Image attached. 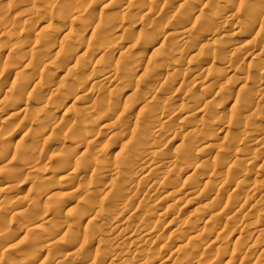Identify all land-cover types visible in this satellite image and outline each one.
Here are the masks:
<instances>
[{
    "label": "rangeland",
    "instance_id": "1",
    "mask_svg": "<svg viewBox=\"0 0 264 264\" xmlns=\"http://www.w3.org/2000/svg\"><path fill=\"white\" fill-rule=\"evenodd\" d=\"M93 1L87 0L77 13L78 16L72 14L69 17L71 0H0V33L3 29H9L3 36L0 34V72L4 71L1 72L3 74L0 73V92L3 90L6 93L5 107H2L3 110L0 108V143L3 142L0 144V183L6 175L13 179L8 182L10 192L0 195V255L2 253L1 256L7 257V264H78L79 258V261L90 262L88 264H264V234H254L264 232V134H261V131L264 132V97H261L264 96V90L262 92L260 89L264 86V32L241 19L245 17V12L237 6L236 0H175L172 3L170 0ZM130 4L136 6L129 7ZM177 5L182 9L175 7ZM29 6H35L34 12H38H33V18L23 14ZM125 6L130 8L127 13H123ZM40 14H44V17ZM201 16L204 18L198 22V17ZM100 18L112 22L111 28L117 31L115 38L104 37V40L100 32L94 30V24ZM210 21L214 24L212 29L208 23ZM235 22L240 23L238 28L232 27ZM56 27H62L63 32L59 35L53 33ZM184 27L189 29L184 38L186 46L180 43L178 35L173 34ZM142 32L144 38L139 39ZM76 34H81L84 41L78 40ZM157 41L149 56L140 58L134 55L137 49L148 47ZM48 49L52 53L50 55L48 52V57H56L43 60ZM57 50L62 54L55 55ZM183 50L186 52L182 57L179 53ZM82 51L87 53L84 59L75 60V56ZM164 51L167 55H162ZM213 51L218 52V59L211 57ZM63 54L69 58H64ZM14 63L25 68H20L22 70L18 73L13 70L11 72L15 67L11 64ZM136 64L140 67L136 68ZM165 66L168 69H164ZM99 68L116 73L117 83L110 85L104 79H93ZM134 70H137L136 73ZM167 70H174L173 76H169ZM54 71H59L63 76L65 73L66 77L57 87L48 85L45 93L32 91L29 99L26 93L31 85L42 82V78L44 82L49 81L46 77ZM194 72L199 74L198 78H192ZM242 77L246 82L244 79L239 80ZM26 81L29 87L23 90ZM230 81L234 83L230 84ZM19 86L23 92L18 90ZM223 86H230L232 96L219 98L217 94ZM87 88H92V92L84 103L72 102V94H82ZM1 99L2 93L0 101ZM142 100L148 105L139 111ZM234 101L239 104L240 109L232 108ZM109 102H114L113 109H107L106 104ZM91 105L95 109L85 110ZM176 108L181 111L175 113L177 117L173 115ZM24 109L27 110L24 112ZM161 109L170 111L171 116L168 114L160 117L156 112ZM45 110L56 111V118L43 123L45 129L42 135L28 134L26 129L29 125L35 127L36 120ZM105 115L108 117L105 118ZM165 118L167 119L164 120ZM200 118L217 121L220 125L217 123V128L211 130L202 125ZM167 120L171 122L168 121V124ZM49 123L55 127L63 123L64 127H68L64 128L62 124L58 127L59 130H52ZM202 126L204 129L200 128ZM154 128L160 131H154ZM254 128L258 130L252 136ZM85 131L89 135L81 140L80 134H85ZM204 136L208 137L202 140ZM247 136L249 139H246ZM49 137L50 143L46 141ZM137 137L148 146L143 144L140 147L142 143ZM257 140L263 145H257L254 142ZM198 146L207 147L210 151L202 152L193 162L186 159L188 150L199 148ZM145 147H152L154 155L146 158L148 164H139L144 156L140 158L143 153L138 150L143 151ZM175 151L178 152L177 155ZM72 152L75 153L71 154ZM252 157L255 162L251 161ZM166 158L169 162L172 160V167H165L166 171L163 166L158 177L156 176L158 179L155 175L153 177L154 173L148 169H153V165L160 169L162 160ZM180 161L186 163L181 164ZM24 163L33 164L27 168ZM97 166L102 170L100 173L104 172L103 178H93L91 172ZM115 170L117 175L110 176V171ZM150 171L152 174L147 176ZM197 177L202 178L200 185L195 188L196 191L193 189V192L188 193L187 190L192 188L189 184H193ZM237 179L242 181L238 183ZM118 184L122 187L117 186ZM75 189L77 193L72 192ZM38 193L42 195L38 199L34 198ZM232 195L234 198L229 197ZM180 196L181 200L176 202ZM209 201L218 203L213 205ZM58 202H65L64 207H55ZM124 204L127 208L123 207ZM26 210L33 211L34 214L19 217V212ZM42 211L46 213L43 214ZM43 216L47 218V222L43 228H39L36 224ZM91 216L94 222L91 220L89 223ZM59 222H68L72 228L68 226L57 229ZM118 232L120 233L117 234ZM130 233L135 234L134 240ZM128 234L131 236V243L121 240ZM23 236L25 239L17 243V239ZM51 237L56 246L52 247L54 250L51 248L48 251L42 246ZM143 241H147V244ZM72 244H79L81 248H72ZM16 245L18 252L14 254L9 248ZM69 252L73 253L72 257L63 256ZM180 252L182 255H179Z\"/></svg>",
    "mask_w": 264,
    "mask_h": 264
},
{
    "label": "bare ground",
    "instance_id": "2",
    "mask_svg": "<svg viewBox=\"0 0 264 264\" xmlns=\"http://www.w3.org/2000/svg\"><path fill=\"white\" fill-rule=\"evenodd\" d=\"M34 1H35V0H34ZM92 1H93V0H92ZM114 1H115V0H114ZM188 1H189V0H188ZM93 2H94V1H93ZM110 2H111V0H110ZM151 2H152V1H151ZM164 2H165V1H164ZM167 2H168V1H167ZM170 2H171V3H172V2H175V0H170ZM184 2H185V0H184ZM184 2H182L183 5H184ZM191 2H192V0H191ZM228 2H229V1H228ZM69 3L71 4V2H69ZM69 3H68V4H69ZM89 3H90V2H89ZM131 3H132V2H131ZM153 3H155V2H153ZM27 4H28V3H27ZM43 4H44V3H43ZM66 4H67V3H66ZM136 4H137V3H136ZM136 4L133 5V6H136ZM196 4H197V3H196ZM223 4H224V3H223ZM89 5H90V4H89ZM142 5H143V4H142ZM180 5H181V4H180ZM183 5H182V6H183ZM115 6H116V5H115ZM131 6H132V5L130 4L129 7H131ZM133 6H132V7H133ZM137 6H138V5H137ZM140 6H141V5H140ZM162 6H163V5H162ZM86 7H87V6H86ZM129 7H128V6H125V8L123 9V13H127V12L129 11V9H130ZM142 7H143V6H142ZM175 7H179V8L182 9V7L179 6V5H177V6H175ZM34 8H35V6H34V7H33V6L26 7V9L24 10V13H23V14H24L25 16H28V17L30 16V17H32V15L36 12V11L34 12ZM148 8H149V7H148ZM153 8H154V7H153ZM183 8H184V7H183ZM40 9H41V8H40ZM174 9H175V8H174ZM36 10H38L37 7H36ZM42 10H43V9H42ZM38 11H39V10H38ZM84 11H85V10H84ZM240 11H241V10H240ZM33 12H34V13H33ZM40 12H42V11H40ZM121 12H122V11H121ZM141 12H142V11H141ZM152 12H153V11H152ZM237 12H238V11H237ZM37 13H38V12H37ZM37 13H35V14H37ZM144 13H145V12H144ZM81 14H83V11H82ZM85 14H86V13H85ZM85 14H84V15H85ZM159 14H160V13H159ZM219 14H220V13H219ZM237 14H238V13H237ZM14 15H15V14H14ZM40 15H41V14H40ZM42 15H43V17H44V14H42ZM42 15H41V16H42ZM76 15H77V14H75V16H76ZM238 15H239V14H238ZM33 16L35 17V15H33ZM37 16H38V15H37ZM37 16H36V18H38ZM77 16H78V15H77ZM143 16H144V14H143ZM215 16H216V15H215ZM16 17H17V16H16ZM69 17H72V15L69 16ZM235 17H237V15H236ZM238 17H239V16H238ZM18 18H19V17H18ZM32 18H33V17H32ZM39 18H40V17H39ZM98 18H99V17H98ZM239 18H241V15H240ZM40 19H41V18H40ZM80 19H81V18H80ZM211 19H212V18H211ZM211 19H210V20H211ZM215 19H216V18H215ZM241 19H242V18H241ZM1 20H2V19H1ZM74 20H75V19H74ZM219 20H220V19H219ZM219 20H218V21H219ZM239 20H240V19H239ZM8 21H9V20H8ZM38 21H40V20H38ZM77 21H78V20H77ZM216 21H217V20H216ZM236 21H238V20H236ZM243 21H244V20H243ZM16 22H17V21H16ZM87 22H88V21H87ZM228 22H229V21H228ZM238 22H241V21H238ZM238 22H235V23L233 24L232 27H234V28L237 27L238 24H240V23H238ZM110 23H112V22H111V21L108 22V21H106V20L100 18V19L97 20L96 24H94V25H95L94 30L100 32V34L103 36V38H104V37L115 38V37H116V33H115V32H117V31H116V30L114 31V30L111 28ZM208 23L211 24V25L208 24V25H210V28H211V29L214 28V24H212L211 21L208 22ZM220 23H221V21H220ZM242 23H243V22H241V24H242ZM28 24H29V23H28ZM218 24H219V23H218ZM218 24H217V25H218ZM24 25H25V24H24ZM204 25H205V24H204ZM208 25H207V26H208ZM19 26H20V25H19ZM25 26H27V25H25ZM219 26H220V25H219ZM219 26H218V27H219ZM117 27H119V26H117ZM172 27H173V26H172ZM215 27H216V26H215ZM222 27H224V26H222ZM3 28H5V26H4ZM19 28H20V27H19ZM71 28H72V27H71ZM115 28H116V27H115ZM210 28L208 27V29H210ZM219 28H220V27H219ZM237 28H238V27H237ZM27 29H28V28H27ZM62 29H63L62 27H58V28L56 27V29H55V31H53V33L56 32V34L58 33V35H59V33L62 31ZM154 29H155V28H154ZM174 29H175V28H174ZM211 29H210V30H211ZM215 29H216V28H215ZM220 29H221V28H220ZM220 29H218V32H219ZM222 29H223V28H222ZM224 29H225V28H224ZM258 29L261 31V29H260L259 27H258ZM22 30H23V29H22ZM53 30H54V29H53ZM68 30H69V29H68ZM72 30H73V29H72ZM85 30H86V29H85ZM171 30H172V29H171ZM187 30H189V29H187L186 27H184V28H179L177 32H173V34H175L176 36L178 35V37H179L178 39L181 41L180 43H182L184 46H186V42H187V41H185L186 39L184 40V38H185V34H186V32H188ZM210 30H208V33H210V32H209ZM16 31H17V30H16ZM28 31H30V30H28ZM45 31H46V30H45ZM51 31H52V30H51ZM212 31L214 32V30H212ZM212 31H211V34H214V33H212ZM8 32H9V29L6 28L5 30H4V29L1 30V33H0V34H2V36H3L4 34H6V33H8ZM62 32H63V31H62ZM65 32H66V31H65ZM189 32H190V31H189ZM44 33H45V32H44ZM53 33H52V35H53ZM66 33H67V32H66ZM70 33H71V30H70ZM73 33H75V31H74ZM76 33H77V32H76ZM56 34H55V35H56ZM52 35H51V36H52ZM72 35H75V34H72ZM98 35H99V33H98ZM165 35H167V34H165ZM261 35H262V33H261ZM0 36H1V35H0ZM14 36H15V35H14ZM51 36H50L49 38H51ZM65 36H66V35H65ZM208 36H209V35H208ZM223 36H224V35H223ZM53 37H55V36H53ZM76 37H77L78 40H81V42H82V40L84 41V38H82V35H81V34H76ZM210 37H211V36H210ZM260 37H261V36H260ZM263 37H264V36H263ZM49 38H48V39H49ZM66 38H67V37H66ZM152 38H154V37H152ZM218 38H220V37H218ZM255 38H256V37H255ZM261 38H262V37H261ZM51 39L54 40L53 38H51ZM51 39H50V40H51ZM99 39H100V38H99ZM178 39H176V40H178ZM220 39H221V38H220ZM96 40H97V39H96ZM96 40H95V41H96ZM104 40H105V38H104ZM108 40H109V39H108ZM151 40H152V39H151ZM179 40H178V41H179ZM99 41H100V40H99ZM152 41H153V40H152ZM178 41H177V42H178ZM222 41H223V40H222ZM78 42H79V41H78ZM78 42H77V43H78ZM218 42H219V40H218ZM59 43H60V42H59ZM59 43H58V44H59ZM161 43H162V42H161ZM231 43H232V42H231ZM78 44L80 45V43H78ZM91 44H92V43H91ZM233 44H234V43H233ZM217 45H219V44H217ZM226 45L228 46L229 44H226ZM30 46H31V45H30ZM92 46H93V44H92ZM100 46H101V45H100ZM180 46H182V45H180ZM243 46H244V45H243ZM31 47H33V46H31ZM52 47H53V46H52ZM59 47H60V46H59ZM64 47H65V46H64ZM81 47H82V46H81ZM157 47L159 48L160 45H158ZM192 47H193V46H192ZM219 47H220V46H219ZM35 48H36V47H35ZM39 48H40V47H39ZM87 48H88V46H87ZM89 48H90V47H89ZM182 48H183V47H182ZM260 48H261V47H260ZM263 48H264V47H263ZM187 49H188V48H187ZM85 50H86V49H85ZM85 50H84V51H85ZM99 50H100V49H99ZM235 50H236V49H235ZM237 50H238V49H237ZM237 50H236V51H237ZM37 51H38V50H37ZM84 51L80 52V54L78 53V55L75 56L76 59H75V58H74V59H75V60L82 59V58L84 59L85 55H87V53H85L86 51H85V52H84ZM155 51H156V50H155ZM187 51H188V50H187ZM261 51H262V50H261ZM48 52L50 53V50H49V49L47 50V52L44 53L45 55L43 56V60H46L47 58L52 57V56L48 57V55H49ZM61 52H62V50H61ZM69 52H70V50H69ZM76 52H77V51H76ZM78 52H79V51H78ZM174 52H175V51H174ZM185 52H186V51L183 50V51H181V52L179 53V55H180V56H182L183 54L185 55ZM237 52H238V51H237ZM70 53H71V52H70ZM70 53H69V54H70ZM73 53H74V52H73ZM35 54H36V53H35ZM46 54H47V55H46ZM60 54H62V53H60ZM60 54H59V51H58V50H57V52L55 53V55H60ZM66 54L68 55V53H66ZM66 54H63V56L65 55L64 58L67 59V57H68L69 55L66 57ZM171 54H173V52H172ZM175 54H177V53H175ZM175 54H174V55H175ZM186 54H187V53H186ZM195 54H196V53H194V55H195ZM260 54H261V53H260ZM50 55H52V53H50ZM73 55H74V54H73ZM184 55H183V56H184ZM211 55H212V56H211L212 58H213V57H214V58H217V57L219 56L218 52H216V51H215V52L213 51V52L211 53ZM234 55H235V54H234ZM255 55H257V54H255ZM46 56H47V57H46ZM71 56H72V53H71ZM153 56H154V55H153ZM183 56H182V57H183ZM195 56H196V55H195ZM195 56H192V57H195ZM230 56H231V55H230ZM232 56H233V55H232ZM257 56H259V53H258ZM53 57H56V56H53ZM53 57H52V58H53ZM58 57H59V56H58ZM69 57H70V56H69ZM69 57H68V58H69ZM253 57H254V55H253ZM18 58H20V57H18ZM40 58H41V57H40ZM44 58H46V59H44ZM178 58H179V56H178ZM218 58H219V57H218ZM218 58H217V59H218ZM223 58H224V57H223ZM7 59H8V58H7ZM53 59H54V58H53ZM83 59H82V60H83ZM258 59H259V58H258ZM11 60H12V59H11ZM41 60H42V58H41L39 61H41ZM64 60H65V59H64ZM64 60H63V61H64ZM135 60H136V59H135ZM205 60H206V59H205ZM227 60H228V59H227ZM19 61H20V60H19ZM19 61H18V62H19ZM36 61H37V60H36ZM49 61H50V60H49ZM65 61H66V60H65ZM69 61H70V59H69ZM78 61H79V60H78ZM78 61H76V62H78ZM80 61H81V60H80ZM217 61H218V60H217ZM5 62H6V61H5ZM15 62H16V61H15ZM18 62H17V64H18ZM42 62H43V61H42ZM60 62H61V61H60ZM66 62H67V61H66ZM74 62H75V61H74ZM139 62H140V61H139ZM211 62H212V61H211ZM226 62H228V61H226ZM226 62H225V63H226ZM12 63H13V62H12ZM21 63H22V62H21ZM21 63H20V65H21ZM40 63H41V62H39V64H40ZM46 63H47V62H46ZM142 63H143V62H142ZM189 63H190V62H189ZM27 64H28V63H27ZM65 64H66V63H65ZM138 64H139V63H138ZM138 64H136V68H138V66H139ZM193 64H194V63H193ZM231 64H232V62H231ZM11 65H15V63H14V64H11ZM31 65H32V63H31ZM37 65H38V64H37ZM63 65H64V64H63ZM210 65H211V64H210ZM27 66H29V65H27ZM133 66H134V65H133ZM168 66H169V65H168ZM174 66H175V64H174ZM212 66H213V65H212ZM226 66H227V65H226ZM10 67H11V66H10ZM12 67H13V66H12ZM22 67H23V66H22ZM22 67H21V66H16V65H15V67H14L13 69H11V72H12V70H13L14 73H15V72L18 73V71L22 70V69H20V68H22ZM33 67H34V65H33ZM42 67H43V66H42ZM139 67H140V66H139ZM170 67H171V66H170ZM213 67H214V66H213ZM222 67H223V66H222ZM250 67H251V66H250ZM8 68H9V67H8ZM23 68H25V67H23ZM30 68H31V67H30ZM36 68H37V67H36ZM43 68H44V67H43ZM136 68H135V69H136ZM171 68H172V67H171ZM225 68H226V67H225ZM227 68H228V67H227ZM230 68L232 69L231 66H230ZM124 69H125V68H124ZM141 69H142V68H141ZM164 69H168V68L165 66ZM172 69H174V68H172ZM193 69H194V68H193ZM251 69H252V67H251ZM36 70H37V69H36ZM68 70H69V69H68ZM207 70H208V69H207ZM209 70H210V69H209ZM212 70H213V69H212ZM227 70H228V69H227ZM227 70H226V71H227ZM135 71H137V70H134V72H135ZM199 71H200V70H199ZM199 71H198V73H199ZM201 71H202V70H201ZM201 71H200V72H201ZM1 72H4V71H1ZM1 72H0V73H1ZM95 72H96V71H95ZM167 72H169V76H173V74H174V70H167ZM212 72H213V71H212ZM8 73H10V72H8ZM68 73H69V71H68ZM135 73H136V72H135ZM205 73H206V72H205ZM259 73H260V72H259ZM261 73H262V72H261ZM1 74H3V73H1ZM1 74H0V75H1ZM10 74H11V73H10ZM10 74H9V75H10ZM129 74L131 75V73H129ZM192 74H193V73H192ZM199 74H200V73H199ZM199 74H195V72H194V75L192 76V78H193V79L198 78V77H199ZM208 74H209V73H208ZM9 75H8V76H9ZM13 75H14V74H13ZM25 75H26V74H25ZM35 75H36V74H35ZM46 75H47V74H46ZM65 75H66V74L64 73V76H63L62 74L59 73V71L50 72V74L48 75V77H46L47 79L49 78V79H48L49 81L46 82V80H45V82H44V81H43L44 78H42V82H41V81H38V82H36V83L34 82V83L31 85V89L28 90L27 93H26L27 97L30 99V97H31L32 94H33L32 91H35V90H39V91L42 92V93L47 92V90H46L47 88H46V87H47L48 85H50V86H54V87H55L57 84H59V83H60V82L66 77ZM130 75H129V76H130ZM132 75H133V74H132ZM137 75H138V74H137ZM4 76H5V74H4ZM21 76H22V75H21ZM209 76H210V74H209ZM231 76H232V75H231ZM234 76H235V75H234ZM232 77H233V76H232ZM232 77H231V78H232ZM5 78H6V77H5ZM117 78H118V77H117ZM3 79H4V77H3ZM93 79H96V81H97V79H102V80L104 79L108 84H110V83L112 84L113 82H114V83H117V81H118V80L116 81V73H114L112 70H108V69H107V70H102V69H100V68L97 70V73H94V77H93ZM169 79H170V78H169ZM177 79H178V78H177ZM202 79H203V78H202ZM234 79H235V78H234ZM240 79H244V78L242 77V78H239V80H240ZM38 80H39V78H38ZM171 80H172V79H171ZM232 80H233V78H232ZM244 80H245V79H244ZM244 80H243V81H244ZM98 81H99V80H98ZM175 81H176V79H175ZM188 81H189V80H188ZM196 81H197V80H196ZM236 81H238V80H235V82H236ZM22 82H24V81H22ZM26 82H27V81H26ZM43 82H44V83H43ZM94 82H95V81H94ZM244 82H246V80H245ZM262 82H264V81H262ZM17 83H18V82H17ZM92 83H93V82H92ZM181 83H182V82H181ZM228 83H229V82H228ZM231 83H232V82L230 81V84H231ZM233 83H234V82H233ZM233 83H232V84H233ZM111 84H110V85H111ZM3 85H4V84H3ZM19 85H20V84H19ZM91 85H92V84H91ZM114 85H115V84H114ZM160 85H161V84H160ZM205 85H206V84H205ZM16 86H17V85H16ZM93 86H94V85H93ZM162 86H163V85H162ZM21 87H22V86H21ZM27 87H29L28 82L24 84V86H23L22 89H23V90H24V89H27ZM56 87H57V86H56ZM231 87H232V86H231ZM14 88H15V87H14ZM58 88H59V87H58ZM72 88H73V87H72ZM111 88H112V87H111ZM130 88H131V86H130ZM130 88H129V89H130ZM152 89H153V88H152ZM230 89H231L230 86H229V87H224V86H223L222 88H220V91L218 92L217 95H219V98H220V97H221V98H224V97H230V96H232V91H231ZM260 89H261V91L263 92V90H264V86H263V88H260ZM260 89H259V91H260ZM16 90H17V89H16ZM18 90H20V86L18 87ZM23 90H20V91L23 92ZM100 90H101V88H100ZM8 91H9V90H8ZM20 91H19V93H20ZM48 91H49V90H48ZM51 91H52V90H50V92H51ZM207 91H208V90H207ZM237 91H238V90H237ZM257 91H258V90H257ZM261 91H260V92H261ZM10 92H11V91H10ZM91 92H92V88H87L84 92H82V94H79V95H78L77 93L72 94V95H73V96H72V97H73V98H72V100H73L72 102L75 103V102L80 101L81 103H84V101L88 98V96H89V94H90ZM131 92H132V91H131ZM1 93H2V95H3V99H1V101H0V108L2 109V107H3L4 104L6 103V101H4V95H5L6 93H4L3 90H2V92H0V94H1ZM15 93H16V92H15ZM36 93H38V92H36ZM257 93H258V92H257ZM257 93H256V94H257ZM20 95H21V94H20ZM30 95H31V96H30ZM121 95H122V94H121ZM136 95H137V94H136ZM236 95H237V94H236ZM251 95H252V94H251ZM254 95H255V94H254ZM257 95H258V94H257ZM262 95H264V94H262ZM29 96H30V97H29ZM59 96H60V95H59ZM133 96H134V95H133ZM188 96H189V95H188ZM237 96H238V95H237ZM252 96H253V95H252ZM184 97H186V96H184ZM196 97H197V96H196ZM261 97H264V96H261ZM70 98H71V97H70ZM113 98H114V97H113ZM119 98H120V97H119ZM133 98H134V97H133ZM186 98H187V97H186ZM186 98H184V99H186ZM219 98H218V99H219ZM253 98H254V96H253ZM10 99H11V98H10ZM60 99H61V98H60ZM152 99H153V98H152ZM230 99H231V98H230ZM258 99H259V97H258ZM137 100H138V99H137ZM145 100H146V99H145ZM223 100H224V99H223ZM29 101H30V100H29ZM91 101H92V100H91ZM143 101H144V100H142V102H140V104H139V111L144 110V108L148 105L147 102H146V103H147V104H146V103H143ZM147 101H148V100H147ZM185 101H188V99H186ZM189 101H190V100H189ZM14 102H15V101H14ZM25 102H26V101H25ZM94 102H95V101H94ZM148 102H149V101H148ZM100 103H101V102H100ZM134 103H136V102H134ZM134 103H133V104H134ZM91 104H92V103H91ZM204 104H205V103H204ZM217 104H218V103H217ZM25 105H27V104H25ZM51 105H52V104H51ZM106 105H107V109H111V108L113 109V108L115 107L114 102H109V103L106 104ZM134 105H135V104H134ZM174 105H175V104H174ZM205 105H207V102H206ZM212 105H213V103H212ZM250 105H251V104H250ZM13 106H14V105H13ZM73 106H74V105H73ZM95 106H96V105H95ZM131 106H132V104H131ZM4 107H5V106H4ZM62 107H63V106H62ZM83 107H86V106H83ZM98 107H99V106H98ZM116 107H117V105H116ZM127 107H128V106H127ZM129 107H130V106H129ZM205 107H207V106H205ZM211 107H212V106H211ZM236 107H237V109H238V107H239V109H240L239 104L237 105L236 102L234 101V102H233V105H232V108L236 109ZM246 107H247V106H246ZM75 108H77V107H75ZM81 108H82V107H81ZM86 108H87V109H85V108H84V109H85V110H88V109H89V110H92V108H94V106L91 105V106H89V107L87 106ZM146 108H147V107H146ZM207 108H208V107H207ZM213 108H214V107H213ZM1 109H0V110H1ZM57 109H59V108H57ZM84 109H81V110L84 111ZM94 109H95V108H94ZM102 109H103V108H102ZM148 109H149V108H148ZM179 109H180V108H178V109L176 108V110H179ZM210 109H211V108H210ZM246 109H247V108H246ZM248 109H249V106H248ZM2 110H3V109H2ZM25 110H27V109H24V112H25ZM39 110H40V109H39ZM41 110H42V109H41ZM105 110H106V109H105ZM126 110H127V109H126ZM130 110H131V109H130ZM176 110L173 111L174 114H173V112L171 111L172 114H173L174 116L176 115L175 113L181 112L180 110H179V111H176ZM21 111H22V110H21ZM110 111H111V110H110ZM119 111H120V110H119ZM24 112H23V113H24ZM40 112H41V111H40ZM77 112H78V111H77ZM102 112H103V111H102ZM112 112H113V111H111V113H112ZM145 112H146V111H145ZM165 112H166L165 110H162V109H161L160 112H156V113H159V116H160V117H164L165 115L170 114V111H167V112H168V113L166 112L167 114H166ZM215 112H216V111H215ZM0 113H1V112H0ZM32 113H33V112H32ZM55 113H56V111H46V110H45L44 113H43L42 115H40L41 117L38 118V119L36 120V122H35V123H36V124H35V127H34V126H33V127H30V125H29V127L26 129V132H27L28 134H29V133H30V134H31V133H39V134L41 133V135H42V132H44V129H45V127H44L45 125H44L43 123H44L45 121H47L48 119L51 120V118H53V117L56 118ZM119 113H120V112H119ZM131 114H132V113H131ZM61 115H62V114H61ZM77 115H79V114H77ZM112 115H113V114H112ZM116 115H117V114H116ZM191 115H192V114H191ZM258 115H260V114H258ZM87 116H88V115H87ZM87 116H86V117H87ZM170 116H171V114H170ZM192 116H193V115H192ZM83 117H84V116H83ZM104 117L106 118V117H108V115H105ZM104 117H103V118H104ZM157 117H158V116H157ZM165 117H166V116H165ZM175 117H177V115H176ZM250 117H251V116H250ZM100 118H101V116H100ZM168 118H169V117H168ZM201 118H202V117H201ZM201 118H200L199 120H201ZM251 118H252V117H251ZM61 119H62V118H61ZM81 119H82V118H81ZM166 119H167V118H165L164 120H166ZM59 120H60V118H59ZM103 120H104V119H103ZM105 120H106V119H105ZM107 120H108V119H107ZM162 120H163V119H162ZM164 120H163L162 122H165ZM179 120L181 121V119H179ZM182 120H183V119H182ZM213 120H214V119H213ZM168 121H169V120H167L166 122L169 124V122H171V121H169V122H168ZM33 122H34V120H33ZM52 122H53V121H52ZM181 122H182V121H181ZM181 122H180V123H181ZM30 123H31V122H30ZM59 123H60V122H59ZM160 123H161V122H160ZM177 123H178V121H177ZM182 123H184V122H182ZM201 123H202V125L205 126L206 128H207V127H210L211 130H213L214 128H217V126H218L217 123H219V122H217V121H216V122H215V121L212 122V121H208V120H201ZM45 124H46V123H45ZM49 124H50V126H52V127H51L52 130H55V129H58V127H59L60 125H62L63 123H62V124H59V125H58V123L55 124V125H58V127L53 126L54 124L51 125L52 123H49ZM77 124H78V123H77ZM110 124H111V123H109L108 126H110ZM165 124H166V123H165ZM185 124H186V122H185ZM192 124H193V123H192ZM32 125H34V124H32ZM70 125H71V124H70ZM166 125H167V124H166ZM173 125H174V124H173ZM180 125H181V124H180ZM180 125H179V126H180ZM183 125H184V124H183ZM199 125H201V124L199 123ZM219 125H220V123H219ZM42 126H43L44 128H43ZM47 126H49V125L47 124ZM47 126H46V128H47ZM106 126H107V124H106ZM118 126H119V124H118ZM151 126H152V125H151ZM154 126L156 127V125H154ZM157 126H158V125H157ZM161 126H164V125H161ZM203 126L200 127V128H203V129H204ZM63 127H64V124H63ZM65 127H66V126H65ZM65 127H64V128H65ZM67 127H68V126H67ZM67 127H66V128H67ZM103 127H104V126H103ZM103 127H102V128H103ZM186 127H187V124H186ZM261 127H262V126H261ZM261 127H260V129H261ZM41 128H43V129H41ZM87 128H88V127H87ZM97 128H98V127H97ZM108 128H109V127H108ZM152 128H153V127H152ZM158 128L160 129V125H159ZM170 128H171V127H170ZM172 128H173V127H172ZM197 128H198V127H197ZM206 128H205V129H206ZM218 128H219V127H218ZM62 129H63V128H61V130H62ZM103 129H104V128H103ZM161 129H163V127H162ZM58 130H59V129H58ZM85 130H86V129H85ZM157 130H158V129L154 128V131H157ZM178 130H179V129H178ZM191 130H192V129H191ZM191 130H190V132H191ZM208 130H209V129H208ZM218 130H219V129H218ZM257 130H258L257 128H254V130H253V132H252V136L255 134V132H256ZM152 131H153V130H152ZM159 131H160V130H158L157 132H159ZM176 131H177V130H176ZM193 131H194V130H193ZM205 131H206V130H205ZM263 131H264V130H263ZM77 132H78V131H77ZM104 132H105V131H104ZM194 132H195V131H194ZM82 133H84V131H83ZM82 133L80 134V135H81V140H82V139L84 140L85 136H86V135H89V132H88V134H87L86 131H85V134H83V135H82ZM152 133H153V132H152ZM24 134H25V133H24ZM55 134H56V132H55ZM96 134H97V133H96ZM155 134H156V133H155ZM194 134L196 135V132H195ZM205 134H206V133H205ZM257 134H258V133H257ZM257 134H256V135H257ZM261 134H264V132L261 131ZM34 135H36V134H34ZM34 135H33V136H34ZM41 135H40V136H41ZM111 135H112V134H111ZM197 135H198V134H197ZM197 135H196V136H197ZM248 135H249V134H248ZM256 135H255V136H256ZM30 136H31V135H30ZM37 136H38V135H37ZM40 136H38V137H40ZM51 136H52V135H51ZM65 136H66V135H65ZM67 136H68V135H67ZM245 136H246V135H245ZM197 137H198V136H197ZM201 137H202V136H201ZM205 137H206V136H204V138H201V139H202V140H203V139L205 140ZM207 137H208V136H207ZM207 137H206V139H207ZM248 137H249V136H247L246 139H249ZM250 137H251V136H250ZM29 138H30V137H29ZM32 138H33V137H32ZM43 138H44V137H43ZM54 138H55V137H54ZM71 138H72V137H71ZM93 138H94V137H93ZM141 138H142V137H141ZM173 138H174V137H173ZM243 138H244V137H243ZM254 138H256V137H254ZM49 139H50V137H49V138H46V141L49 142V141H50ZM175 139H176V138H175ZM199 139H200V138H199ZM208 139H209V138H208ZM259 139H261V138H259ZM20 140H21V139H20ZM30 140H31V139H30ZM30 140H29V141H30ZM81 140H79V142H80ZM91 140H92V139H91ZM146 140H147V139H146ZM163 140H164V139H163ZM244 140H245V139H244ZM254 140H256V139H254ZM18 141H19V140H18ZM43 141H44V140H43ZM54 141H55V140H54ZM59 141H60V140H59ZM85 141H86V140H85ZM139 141H140V140H139ZM139 141H138V143H139ZM199 141H200V140H199ZM242 141H243V140H242ZM50 142H51V141H50ZM50 142H49V143H50ZM70 142H71V140H70ZM77 142H78V140H77ZM81 142H82V141H81ZM86 142H87V141H86ZM145 142L147 143V141H145ZM202 142H203V141H202ZM202 142H201V144H202ZM245 142H246V141H245ZM254 142H256L257 145H261V146L264 144V143H263L264 141L262 142V139L260 140V142H262L263 144H260V142H259L258 140H257V141H254ZM254 142H253V143H254ZM2 143H3V142H2ZM2 143H0V144H2ZM44 143H45V142H44ZM44 143H43V144H44ZM103 143H104V142H103ZM140 143H142V144L139 145L140 147H141V145L145 144V143H143L142 141H140ZM166 143H167V142H166ZM241 143H243V142H241ZM256 143H255V144H256ZM258 143H259V144H258ZM87 144H88V143H87ZM134 144H135V143H134ZM197 144H198V143H197ZM74 145H75V144H74ZM152 145H153V144H152ZM156 145H157V144H156ZM198 145H199V144H198ZM246 145H247V144H246ZM130 146H132V145H130ZM139 146H138V147H139ZM143 146H146V144L143 145ZM143 146H142V147H143ZM147 146H148V145H147ZM147 146H146V147H147ZM196 146H197V145H196ZM204 146H205V145H204ZM204 146H202V147H199V146H198L199 148H195V147L191 148L190 150H188L187 158H186V157H185V158H186V159H189V160H191V162H193V160L197 159V157L199 156V154H202V152L205 153L206 151L208 152V151L211 150V147H209L210 145H208V147H209L208 149H210V150H207V147H204ZM248 146H249V145H248ZM261 146H259V147H261ZM263 146H264V145H263ZM1 147H2V145H1ZM1 147H0V148H1ZM100 147H101V146H100ZM146 147L144 148L143 151H142V149H141V150H138L139 153H140V151L143 153V154L141 153L142 156L140 155V156H141L140 158H142L143 156H144V158H145V159H144V158L141 159V162H140V160H139V162H138L139 164H145V162H146V161H145L146 158L148 157V159H149V157L153 154V149H152V147H151V148L148 147V149H146ZM257 147H258V146H257ZM154 148H155V146H154ZM237 148H239V147H237ZM240 148H241V147H240ZM243 148H245V147H243ZM254 148H255V147H254ZM29 149H30V148H29ZM42 149H43V148H42ZM103 149H105V146H104ZM106 149H107V148H106ZM151 149H152V150H151ZM241 149H242V148H241ZM260 149H261V148H260ZM260 149H259V150H260ZM25 150H26V149H25ZM31 150H33V149H31ZM157 150H158V149H157ZM176 150H177V149H176ZM237 150H238V149H237ZM33 151H35V150H33ZM221 151H222V150H221ZM240 151H241V150H240ZM30 152H31V151H30ZM128 152H129V150H128ZM157 152H159V150H158ZM60 153H61V152H60ZM60 153H59V154H60ZM62 153H63V152H62ZM74 153H75V152H74ZM74 153L72 152L71 154H74ZM175 153H176V151H175ZM209 153H211V152H209ZM238 153H239V152H238ZM240 153H241V152H240ZM242 153H243V152H242ZM157 154H158V153H157ZM177 154H178V152L176 153V155H177ZM54 155H55V154H54ZM57 155H58V154H57ZM62 155H63V154H62ZM69 155H70V154H69ZM153 155H154V154H153ZM158 155H159V154H158ZM185 155H186V154H185ZM203 155H205V154H203ZM254 155H256V154H254ZM32 156H34V155H32ZM55 156H56V155H55ZM130 156H131V155H130ZM160 156H162V155H160ZM160 156H157V157L159 158ZM246 156H247V154H246ZM63 157H64V156H63ZM69 157H71V156H69ZM163 157H164V156H163ZM181 157H183V156H181ZM253 157H254V156H253ZM253 157H252V159H251L252 162L255 160V159H253ZM35 158H37V157H35ZM125 158H126V157H125ZM133 158H135V157H133ZM133 158H132V162H133ZM201 158H202V157H200V159H201ZM245 158H246V157H245ZM245 158H244V159H245ZM248 158L250 159V157H248ZM255 158H256V157H255ZM171 159H172V158H171ZM173 159H174V158H173ZM182 159L184 160V158H182ZM203 159H204V158H203ZM246 159H247V158H246ZM21 160H22V159H21ZM37 160H38V159H37ZM37 160H35V161H37ZM67 160H68V159H67ZM142 160H144V161H142ZM159 160H160V159H159ZM161 160H162V159H161ZM176 160H177V159H176ZM247 160H248V159H247ZM247 160H246V164H247V162H248ZM90 161H91V160H90ZM100 161H101V160H100ZM171 161H172V160H171ZM171 161L169 162L167 158H166V159H163V160H162V164L160 165V167H161L160 169H158V167H157V168L154 167V165H153V167H152L153 169H151V167H150V169H148V170H151V171L154 173V174H153V177H154V175H155V178H157V177H158L157 175H159L161 169H163V168H162L163 166H164V169H165V167H166V169L169 168V167H172V163H171ZM174 161H175V160H173V162H174ZM178 161H179V159H178ZM178 161H177V162H178ZM184 161H185V160H184ZM184 161H183V163L185 164L186 162H184ZM200 161H201V160H200ZM204 161H205V160H204ZM63 162H64V161H63ZM63 162L61 161V163H63ZM65 162H66V161H65ZM74 162H75V161H74ZM83 162H84V161H83ZM97 162H98V161H97ZM97 162H96V163H97ZM130 162H131V159H130L129 163H130ZM135 162H136V161H135ZM159 162H160V161H159ZM180 162H181V161H180ZM254 162H255V161H254ZM146 163H147V162H146ZM178 163H179V162H178ZM183 163L181 162V164H183ZM249 163H251V162H249ZM249 163H248V164H249ZM24 164H25V166L28 168V167H31V164H33V163H24ZM64 164H65V163H64ZM66 164H67V163H66ZM89 164H90V163H89ZM147 164H148V163H147ZM176 164H177V163H176ZM246 164H245V165H246ZM251 164H252V163H251ZM29 165H30V166H29ZM57 165H58V164H57ZM60 165H61V164H60ZM71 165H72V164H71ZM74 165H75V164H74ZM98 165H99V164H98ZM132 165H133V163H132ZM22 166H23V165H22ZM25 166H23V167H25ZM126 166H127V165H125V168H127ZM138 166L140 167L141 165H138ZM180 166H181V165H180ZM34 167H35V166H34ZM74 167H75V166H74ZM74 167H73V168H74ZM102 167H103V165H102ZM104 167H105V165H104ZM118 167H119V166H118ZM118 167H117V168H118ZM142 167H143V166H142ZM142 167H140V168H142ZM147 167H148V165H147ZM96 168H97V169H98V168L100 169V167H98V166H97ZM96 168H94L95 170L93 169L92 172H91V174L93 175V178H94V176L97 177V178H98V177H102V175H104V174H103L104 172L100 173V171H102V170H101V169H100V170L98 169V170L96 171ZM143 168H144V167H143ZM180 168H182V167H180ZM194 168H195V167H194ZM79 169H80V168H79ZM102 169H103V168H102ZM137 169H138V168H137ZM166 169H165V170H166ZM170 169H172V168H170ZM25 170H26V169H25ZM56 170H57V169H56ZM83 170H84V168H83ZM117 170H118V169H117ZM32 171H33V170H32ZM72 171H73V170H72ZM74 171H75V170H74ZM103 171H104V170H103ZM107 171H108V170H106V172H107ZM115 171H116V170H115ZM115 171H110L109 175H110V176H112V174L117 175V174H116L117 171H116V172H115ZM151 171H150V174H147V173H146L147 176H149V175L152 174ZM166 171H167V170H166ZM57 172H58V171H57ZM106 172H105V173H106ZM108 172H109V171H108ZM118 172H119V171H118ZM144 172H145V171H144ZM147 172H148V171H147ZM246 172H247V171H246ZM148 173H149V172H148ZM11 174H12V173H11ZM66 174H67V173H66ZM66 174H65V175H66ZM119 174H120V173H119ZM119 174H118V175H119ZM122 174H123V173H122ZM164 174H165V173H164ZM243 174H244V173H243ZM243 174H242V175H243ZM55 175H56V174H55ZM68 175H69V174H68ZM120 175H121V174H120ZM142 175H143V174H142ZM189 175H190V174H189ZM240 175H241V174H240ZM57 176H58V175H57ZM66 176H67V175H66ZM89 176H90V175H89ZM104 176H105V175H104ZM123 176H124V175H123ZM143 176H144V175H143ZM145 176H146V175H145ZM145 176H144V177H145ZM156 176H157V177H156ZM160 176H161V175H160ZM48 177H49V176H48ZM140 177H141V176H140ZM150 177H152V176H150ZM164 177H165V176H164ZM192 177H193V176H192ZM213 177H214V176H213ZM237 177H238V176H237ZM59 178H61V176H60ZM102 178H103V177H102ZM145 178H147V177H145ZM145 178H144V179H145ZM148 178H149V177H148ZM155 178H153V179H155ZM197 178H198V177H197ZM61 179H62V178H61ZM149 179H150V178H149ZM157 179H158V178H157ZM190 179H191V178H190ZM2 180H3V181H2ZM2 180H1L2 182L0 183V195H1V194H4V193L6 194L7 192H10V191H9V190H10V187H9V185H8V182H9L10 180H13V179H12V177L6 175ZM155 180H156V179H155ZM186 180H187V179H186ZM201 180H202V178H201V179L198 178V179H196V180H194V181L192 182L193 184L190 183V184H189V187H192V188H191V190L188 189L187 192H188V193H189V191L193 192V191L195 190V188H196L198 185H200L199 183L201 182ZM237 180H238V179H237ZM240 180H241V179H240ZM240 180H238V183H239ZM66 181H67V180H66ZM109 181H111V180H109ZM114 181H115V180H114ZM145 181H146V180H145ZM176 181H177V179H176ZM207 181H208V180H207ZM241 181H242V180H241ZM112 182H113V181H112ZM183 182H184V181H183ZM183 182H182V184H183ZM190 182H191V181H190ZM113 183H114V182H113ZM152 183H153V182H152ZM184 183H185V182H184ZM236 183H237V182H236ZM238 183H237V184H238ZM111 184H112V183H111ZM115 184H116V183H115ZM187 184H188V183H187ZM205 184H206V183H205ZM92 185H94V184H92ZM184 185H185V184H184ZM191 185H192V186H191ZM117 186L120 187L121 185L118 184ZM151 186H153V185H151ZM234 186H235V185H234ZM121 187H122V186H121ZM149 187H150V186H149ZM184 187H185V186H184ZM202 187H203V186H202ZM65 188H66V187H65ZM232 188H233V187H232ZM149 189H150V188H149ZM193 189H194V190H193ZM76 190H77V189L72 190V192L77 193V192H75ZM181 190H183V187H182ZM181 190H180V191H181ZM192 190H193V191H192ZM229 190H230V189H229ZM229 190L227 191V193H229ZM256 190H257V189H256ZM177 191H178V190H177ZM195 191H196V190H195ZM230 191H231V190H230ZM39 192H40V191H39ZM43 192L45 193V190H44ZM89 192H90V191H89ZM125 192H126V191H125ZM187 192H186V193H187ZM231 192H232V191H231ZM231 192H230V194H232ZM234 192H235V191H234ZM234 192H233V193H234ZM253 192H254V191H253ZM46 193H47V192H46ZM126 193H127V192H126ZM179 193H180V192H179ZM181 193H182V191H181ZM224 193H225V192H224ZM36 194H37V193H36ZM120 194H121V192H120ZM131 194H132V193H131ZM131 194H129V195H131ZM177 194H178V193H177ZM191 194H192V193H191ZM230 194H228V195H230ZM234 194H235V193H234ZM234 194H233V195H234ZM41 195H42V193H38V195L34 196V198L37 197V199H38V197L41 196ZM46 195H47V194H46ZM46 195H45V197H46ZM49 195H51V193L49 194V192H48V196H49ZM82 195H83V194H82ZM144 195H145V194H144ZM178 195H179V194H178ZM223 195H224V194H222V196H223ZM233 195H232V196H229V197H230V198H231V197L234 198ZM2 196H3V195H2ZM73 196H74V195H73ZM149 196H150V195H149ZM186 196H187V195H186ZM235 196H236V195H235ZM49 197H51V196H49ZM71 197H72V196H71ZM140 197H141V196H140ZM183 197H184V195H183ZM189 197H190V196H189ZM215 197H216V196H215ZM217 197H218V195H217ZM217 197H216V198H217ZM225 197H226L225 199L228 198V197H227V194L225 195ZM34 198H32V201H33ZM136 198H137V197H136ZM178 198H179V200L177 199L176 202H179V201L181 200V199H180L181 196L178 197ZM230 198H229V199H230ZM245 198H246V197H245ZM37 199H36V200H37ZM81 199H82V198H81ZM147 199H148V198H147ZM174 199H175V198H174ZM187 199H188V198H187ZM187 199H186V200H187ZM218 199H219V198H218ZM222 199H223V198H222ZM159 200H160V199H159ZM189 200H190V199H189ZM215 200H216V199H215ZM220 200H221V197H220ZM220 200H218V201H220ZM223 200H224V199H223ZM232 200H233V199H232ZM221 201H222V200H221ZM33 202H34V201H33ZM86 202H87V201H86ZM139 202H140V201H139ZM228 202H229V201H228ZM35 203H36V202H35ZM52 203H53V202H52ZM64 203H65V202H64ZM64 203H62V202H58V203L55 204V207H58V209H60V208L64 207ZM111 203H113V202H111ZM209 203H211V204L213 203V205H214L215 203H218V202H215V203H214V202H210V201H209ZM44 204H45V203H44ZM90 204H91V203H90ZM109 204H110V203H109ZM114 204H115V203H114ZM171 204H172V203H171ZM211 204H210V205H211ZM31 205H33V204H31ZM51 205H52V204H51ZM117 205H118V204L116 203V207H117ZM124 205H125V204H124ZM124 205H123V207H126V208H127V206H126V205L124 206ZM169 205H170V204H169ZM210 205H209V206H210ZM213 205H211V206H213ZM215 205H216V204H215ZM119 206H120V205H119ZM150 206H151V205H150ZM50 207H51V206H50ZM55 207H53V208H55ZM169 207H170V206H169ZM243 207H244V206H243ZM120 208L122 209V207H119V209H120ZM159 208H160V207H159ZM171 208H172V207H171ZM173 208H174V207H173ZM206 208H207V207H206ZM34 209H35V208H34ZM34 209H33V210H34ZM65 209H66V208H65ZM76 209H77V208H76ZM89 209L91 210V208H89ZM96 209H97V208H96ZM114 209H115V208H114ZM135 209H136V208H135ZM155 209H157V208L155 207ZM212 209H213V208H212ZM122 210H123V209H122ZM44 211H45V210H44ZM142 211H144V210H142ZM156 211H157V210H156ZM40 212H41V211H40ZM99 212H100V211H99ZM144 212H145V211H144ZM153 212H155V211L153 210ZM161 212H162V211H161ZM30 213H33V211L28 212V211L26 210V212H19V215H20L19 217H22L24 214H26V215L23 216V217H26V216H28V215L30 216ZM42 213L45 214L46 212H43V211H42ZM141 213H142L141 215H143V212H141ZM33 214H34V213H33ZM153 214H154V213H153ZM156 214H157V213H156ZM156 214H155V215H156ZM16 215H17V214H16ZM101 215H102V214H101ZM117 215H118V214H117ZM39 216H40V215H39ZM44 216H46V215H44ZM44 216H43V218H41L40 222L36 224L39 228H43L44 224H46V222H47V218L45 219ZM102 216H103V215H102ZM99 217H100V216H99ZM117 217H118V216H117ZM131 217H133V215H132ZM215 217H216V216H215ZM0 218H1V217H0ZM82 218H83V217H82ZM100 218H101V217H100ZM103 218H104V217H103ZM212 218H213V216H212ZM231 218H232V217H231ZM33 219H34V218H33ZM67 219H68V218H67ZM83 219H84V218H83ZM88 219H89V218H87V220H88ZM126 219H129V217L126 218ZM126 219H125V220H126ZM160 219H161V218H160ZM228 219H229V218H228ZM253 219H254V218H253ZM78 220H79V219H78ZM80 220H81V219H80ZM89 220H90V221H89ZM89 220H88L89 223L91 222V220H93V222H94V219H92V216H91V219H89ZM98 220H99V219H98ZM100 220H101V219H100ZM233 220H234V219H233ZM233 220H232L231 222H233ZM34 221H35V220H34ZM49 221H50V220H49ZM61 221H62V220H61ZM72 221H73V220H72ZM128 221H129V220H128ZM225 221H228V220H225ZM229 221H230V220H229ZM93 222H92V223H93ZM96 222H97V221H96ZM231 222H229V223H231ZM9 223H10V222H9ZM89 223H88V224H89ZM103 223H104V222H103ZM103 223H102V224H103ZM254 223H255V222H254ZM246 224H247V223H246ZM246 224H245V225H246ZM250 224H251V223H250ZM95 225H96V224H95ZM117 225H118V224H117ZM238 225H239V224H238ZM241 225H242V224H241ZM19 226H20V225H19ZM47 226H48V225H47ZM50 226H51V225H50ZM56 226H57V229H62V228H64V227H68V226H69V223H68V222H62V223L59 222ZM70 226H71V225H70ZM70 226H69V227H70ZM141 226H142V225H141ZM148 226H149V225H147V228H148ZM243 226H244V225H243ZM143 227H146V226L143 225ZM143 227H142V228H143ZM237 227H238V226H237ZM255 227H256V226H255ZM255 227H253V228H255ZM71 228H72V226H71ZM21 229H22V228H21ZM54 229H55V228H54ZM125 229H126V228H125ZM144 229H146V228H144ZM240 229H241V228H240ZM262 229H264V228L262 227ZM262 229L259 228V230H262ZM46 230H47V229H46ZM122 230H123V229H122ZM126 230H127V229H126ZM135 230H136V229H135ZM253 230H254V229H253ZM257 230H258V229H257ZM20 231H21V230H20ZM43 231H44V230H43ZM52 231H53V230H52ZM57 231H58V230H57ZM57 231H55V232H57ZM65 231H66V230H65ZM137 231H138V230H137ZM140 231H141V230H140ZM148 231H149V229H148ZM255 231H256V230H255ZM255 231H254V232H255ZM26 232H27V231H26ZM58 232H59V231H58ZM134 232H135V231H134ZM143 232H144V231H143ZM20 233H21V232H20ZM119 233H120V232H118L117 234H119ZM121 233H122V232H121ZM131 233H132V231H131ZM131 233H130V234H131ZM135 233H136V232H135ZM252 233H253V231H252ZM48 234H49V233H48ZM56 234H57V233H56ZM73 234H74V233H73ZM96 234H97V233H96ZM124 234H125V233H124ZM126 234H127V233H126ZM133 234H134V233H133ZM133 234H131V235L133 236ZM137 234H138V233H136V235H137ZM144 234H145V233H144ZM254 234H255V236H256V234H257V235H260V236H263L264 232L262 233V231H258L257 233H254ZM49 235H51V233H50ZM106 235H107V234H106ZM121 235H122V234H121ZM134 235H135V234H134ZM44 236H45V235H44ZM124 236H125V235H124ZM142 236H143V235H142ZM250 236H251V235H250ZM260 236H259V238H260ZM76 237H77V236H76ZM115 237L117 238L118 236L116 235ZM119 237H121V236H119ZM134 237H135V236H133V240H134ZM195 237H196V236H195ZM195 237H194V238H195ZM23 238L25 239V236H23V237H21V238H18L16 242H17V243H18V242L21 243V241L24 240ZM29 238H30V236H29ZM52 238H53V237H51V240H50V241L44 242V244H43V246H42L43 248L47 249L48 251H49L52 247L54 248V246H56V245H54L55 243H54V241H52ZM130 238H131V236H129V234H128V235H126L125 237H122L121 240L123 239V240L129 242V239H130ZM139 238H140V237H139ZM259 238H258V239H259ZM263 238H264V236H263ZM99 239H100V238H99ZM27 240H28V239H27ZM46 240H47V239H46ZM109 240H110V239H109ZM117 240H118V239H117ZM121 240H120V241H121ZM253 240H254V239H253ZM97 241H99V240H97ZM115 241H116V239H115ZM125 241H123V242H125ZM16 242H15V243H16ZM117 242H119V241H117ZM131 242H132V240H131L129 243H131ZM143 242H145V243L147 244V241H143ZM119 243H120V242H119ZM149 243H150V242H149ZM127 244H128V243H127ZM143 244H144V243H143ZM143 244H142V245H143ZM146 244H145V245H146ZM188 244H189V243H188ZM212 244H213V243H211V245H212ZM17 245H18V244H17ZM17 245H16V246H12L11 248H9V250H11V252L14 253V254L18 252V250H17V248H18ZM65 245H66V244H65ZM100 245H101V244H100ZM116 245H117V244H116ZM122 245H123V244H122ZM150 245H151V244H150ZM209 245H210V244H209ZM217 245H218V244H217ZM241 245H242V244H241ZM67 246H68V245H67ZM120 246H121V245H120ZM129 246H130V245H129ZM139 246H140V245H139ZM147 246L149 247V245H147ZM147 246H146V247H147ZM220 246H221V245H220ZM5 247H6V246H5ZM70 247H71V246H70ZM73 247L81 248L79 244H78V245H75V244H74V246H73V244H72V248H73ZM143 247H144V246H143ZM188 247H189V246H188ZM206 247H207V246H206ZM222 247H223V246H222ZM253 247H254V246H253ZM3 248H4V247H3ZM53 248H52V249H53ZM55 248H56V247H55ZM76 248H75V249H76ZM193 248H194V247H193ZM207 248H208V247H207ZM209 248H210V247H209ZM218 248H219V247H218ZM146 249H147V248H146ZM203 249H204V248H203ZM19 250H20V249H19ZM26 250H27V249H26ZM32 250H33V249H32ZM53 250H54V249H53ZM140 250H141V249H140ZM147 250H148V249H147ZM190 250H191V249H190ZM21 251H22V250H21ZM64 251H65V250H64ZM71 251H72V250H71ZM134 251H135V250H134ZM143 251H144V250H143ZM192 251H193V250H192ZM135 252H136V251H135ZM178 252H179V251H178ZM178 252H177V253H178ZM261 252H262V251H261ZM6 253H7V252H6ZM6 253H5V254H6ZM12 253H11V254H12ZM116 253H117V252H116ZM126 253H127V252H126ZM141 253H142V252H141ZM143 253H144V252H143ZM147 253H148V252H147ZM153 253H154V252H153ZM189 253H190V252H189ZM144 254H145V253H144ZM156 254H157V253H156ZM180 254H181V252L179 253V255H180ZM183 254H184V253H183ZM187 254H188V253H187ZM1 255H2V253H1ZM1 255H0V264H7V262H8V261H7V257H6V256H1ZM16 255H18V254H16ZM24 255H25V254H24ZM57 255H58V254H57ZM118 255H119V254H118ZM148 255H149V254H148ZM181 255H182V254H181ZM9 256H10V255H9ZM30 256H31V255H30ZM63 256L72 257V256H73V253L69 252V253H66V254L63 255ZM140 256H141V255H140ZM176 256H177V255H176ZM198 256H199V255H198ZM10 257H12V256H10ZM10 257H9V258H10ZM74 257H75V256H74ZM188 257H189V256H188ZM23 258H24V257H23ZM29 258H30V257H29ZM32 258H33V257H32ZM201 258H202V257H201ZM72 259H74V258H72ZM79 259H80V258H79ZM79 259H77V263H78V264H88V263H90V262H88V261H79ZM186 260H187V259H186ZM186 260H185V261H186ZM191 260H192V259H191ZM29 261H30V260H29ZM176 261H177V260H176ZM181 261H182V260H181ZM187 261H188V260H187ZM254 261H255V259H254ZM138 262H139V261H138ZM145 262H146V261H145ZM201 262H202V261H201ZM139 263L142 264V262H139ZM139 263H138V264H139ZM204 263H205V262H204ZM128 264H129V263H128ZM179 264H180V263H179ZM188 264H189V263H188ZM190 264H191V263H190ZM195 264H196V263H195Z\"/></svg>",
    "mask_w": 264,
    "mask_h": 264
},
{
    "label": "clouds",
    "instance_id": "3",
    "mask_svg": "<svg viewBox=\"0 0 264 264\" xmlns=\"http://www.w3.org/2000/svg\"><path fill=\"white\" fill-rule=\"evenodd\" d=\"M86 3L87 0H71L69 15L79 13ZM236 4L245 12V17H243L242 20H246L253 28L260 27L261 31L264 32V0H236ZM203 18V16L198 17V22ZM138 38L143 39L144 33L142 32ZM156 43H158V41L153 42V44L148 47L137 49L134 55L140 58L149 56ZM162 55H167V52H162ZM137 140H139V137H137Z\"/></svg>",
    "mask_w": 264,
    "mask_h": 264
}]
</instances>
